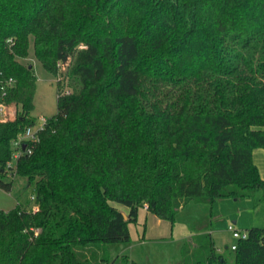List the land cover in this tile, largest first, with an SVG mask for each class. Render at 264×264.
Listing matches in <instances>:
<instances>
[{"label":"trees","instance_id":"trees-1","mask_svg":"<svg viewBox=\"0 0 264 264\" xmlns=\"http://www.w3.org/2000/svg\"><path fill=\"white\" fill-rule=\"evenodd\" d=\"M32 45L58 111L18 161L38 210H0V264H123L98 253L131 241L141 207L173 226L217 198L264 200V0H0L6 190L13 141L37 120ZM246 230L228 254L194 234L182 264H264V227Z\"/></svg>","mask_w":264,"mask_h":264},{"label":"rangeland","instance_id":"rangeland-1","mask_svg":"<svg viewBox=\"0 0 264 264\" xmlns=\"http://www.w3.org/2000/svg\"><path fill=\"white\" fill-rule=\"evenodd\" d=\"M24 63H31L37 76L33 115L39 122L40 117L49 118L57 113L58 86L55 77L45 71L34 57L33 45L30 56L24 60ZM60 72L66 73V68L61 66ZM62 86L64 90H69L79 85L76 79L66 77L62 81ZM260 152L256 153L255 158L261 167ZM12 181L11 190H6L0 185V210H11L19 203L32 209L34 207V202L31 200L34 194L33 186L25 177L17 174ZM113 204L127 211L124 205L116 202ZM137 220V223L129 224L131 241L108 244L98 255L109 258L111 263L116 258H126L128 261L123 264H133L132 262H135L134 264H182V249L191 241L188 235L192 236L206 230H211L217 247L228 254L233 250L232 245L239 241L233 236L229 226L239 230H243L241 228L244 225L264 227V200H261V191L244 197L217 198L211 207L203 204L193 206L190 211L179 215V219L173 226L170 222L158 218L141 207ZM238 220L241 221L242 226L236 224L235 221ZM120 263H122L121 260Z\"/></svg>","mask_w":264,"mask_h":264},{"label":"built area","instance_id":"built-area-1","mask_svg":"<svg viewBox=\"0 0 264 264\" xmlns=\"http://www.w3.org/2000/svg\"><path fill=\"white\" fill-rule=\"evenodd\" d=\"M14 80L9 78L5 83L0 85V92L2 93V100H0V117H6L8 113H11L13 107L5 102L4 95L7 91V86L13 85ZM68 92V91H67ZM48 117L42 116L39 118V122L36 120L35 124L26 128V130L15 138L13 141V154L11 160L7 163V170L9 172V178H13L16 175L17 164L19 159L23 155H30L33 152L34 145L40 140L41 132L45 129ZM25 146V147H24ZM32 199L35 196L31 197ZM145 208H147L145 206ZM34 210H38L37 206L33 207ZM229 230L234 237L240 239H245L248 237V231L243 229L239 230L234 226H229ZM233 250L237 248V244L232 245Z\"/></svg>","mask_w":264,"mask_h":264},{"label":"crops","instance_id":"crops-1","mask_svg":"<svg viewBox=\"0 0 264 264\" xmlns=\"http://www.w3.org/2000/svg\"><path fill=\"white\" fill-rule=\"evenodd\" d=\"M260 152V154H261V167H260V165L257 163V161H256V158H255V155H256V153L257 152ZM253 158H254V161H255V163L257 164V166H258V168H259V171H260V174H261V176L264 178V148H258V149H255L254 150V152H253ZM144 209H146L145 207H143ZM147 210V209H146ZM148 211V210H147ZM137 222H138V220H137ZM136 222V223H137ZM236 222V224H238L239 226H242L241 224V221H235ZM246 224V223H245ZM248 228H251V227H247V225H244V227H242L241 229H248ZM209 232L212 234V237H214V235H213V233L211 232V230H209ZM196 234V233H195ZM194 235V234H193ZM192 235V236H193ZM192 236L191 235H188V238H192ZM214 239V238H213ZM216 244V243H215ZM217 246V245H216ZM219 250H221V248H219V247H217Z\"/></svg>","mask_w":264,"mask_h":264},{"label":"water","instance_id":"water-1","mask_svg":"<svg viewBox=\"0 0 264 264\" xmlns=\"http://www.w3.org/2000/svg\"><path fill=\"white\" fill-rule=\"evenodd\" d=\"M25 147V146H24Z\"/></svg>","mask_w":264,"mask_h":264}]
</instances>
